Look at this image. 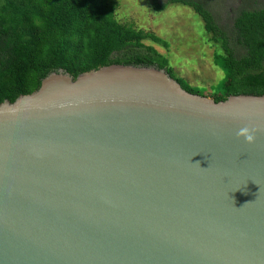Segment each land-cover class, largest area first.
<instances>
[{"label":"water","instance_id":"obj_1","mask_svg":"<svg viewBox=\"0 0 264 264\" xmlns=\"http://www.w3.org/2000/svg\"><path fill=\"white\" fill-rule=\"evenodd\" d=\"M0 264H264V92L46 67L0 103Z\"/></svg>","mask_w":264,"mask_h":264},{"label":"trees","instance_id":"obj_2","mask_svg":"<svg viewBox=\"0 0 264 264\" xmlns=\"http://www.w3.org/2000/svg\"><path fill=\"white\" fill-rule=\"evenodd\" d=\"M155 11L172 4L200 16L213 61L224 76L209 97L264 92V0H238L223 18L215 0H149ZM117 0H0V103L36 90L46 67L64 65L75 78L109 62H150L176 77L152 43L168 41L120 22ZM181 81V80H180Z\"/></svg>","mask_w":264,"mask_h":264},{"label":"rangeland","instance_id":"obj_3","mask_svg":"<svg viewBox=\"0 0 264 264\" xmlns=\"http://www.w3.org/2000/svg\"><path fill=\"white\" fill-rule=\"evenodd\" d=\"M116 17L120 22H129L134 27L152 31L168 41L164 47L154 45L165 54L176 77L182 82L208 96L214 92L224 73L213 61L215 47L208 42L203 21L192 8L172 4L155 11L149 0H117ZM223 18L238 5V0H215Z\"/></svg>","mask_w":264,"mask_h":264},{"label":"clouds","instance_id":"obj_4","mask_svg":"<svg viewBox=\"0 0 264 264\" xmlns=\"http://www.w3.org/2000/svg\"><path fill=\"white\" fill-rule=\"evenodd\" d=\"M247 130H241L238 135H242L246 138L248 142H252L254 140V135L253 134H246Z\"/></svg>","mask_w":264,"mask_h":264}]
</instances>
